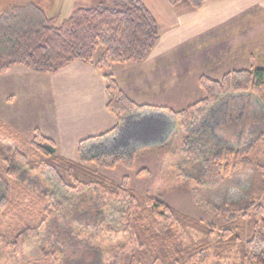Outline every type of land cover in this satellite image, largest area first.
Returning <instances> with one entry per match:
<instances>
[{"label": "trees", "instance_id": "16d2710c", "mask_svg": "<svg viewBox=\"0 0 264 264\" xmlns=\"http://www.w3.org/2000/svg\"><path fill=\"white\" fill-rule=\"evenodd\" d=\"M104 1L110 2L112 7L100 3L94 8H80L59 24L33 3L17 4L0 12V75L12 67L56 74L74 62L90 65L101 74L107 95L106 109L117 125L106 134L83 141L82 145L106 138L120 127L125 117L136 113L161 111L173 118L189 114L194 108L202 113L219 96L227 94L250 95L264 105V70L257 68L231 71L219 80L200 76L198 85L204 97L183 110L134 103L108 71L114 65L140 64L150 55L160 38L157 21L139 0ZM207 1L165 0L173 9L186 7L195 11ZM263 139L264 130L247 146L242 147L241 142L240 146L201 155L202 184L216 189L230 173L245 169L262 171L250 156ZM198 141L191 144L186 155H198L202 149L197 146ZM2 142L0 218L15 205L18 197L30 199V203L34 202L32 204L42 210L37 223L15 236L0 234L1 254L20 255V239L28 232L39 231L65 206L49 188V184L54 183L69 195L80 196L92 189L105 204H119L117 212L122 226L132 235L135 244L129 251V264H208L210 261L213 264H264V203L259 200L264 195V175L257 198L231 209L214 210L220 219L215 226L183 215L159 198L135 193L129 188L128 176L115 183L90 167L105 170L121 167L132 171L134 151H100L89 156L81 147L79 160L74 162L59 156L55 143L38 129L32 131L28 141L9 135ZM143 175H149L148 170H141L136 177ZM249 217L252 232L244 236V223ZM124 255V251L114 254L109 264H119ZM91 264L100 263L94 260Z\"/></svg>", "mask_w": 264, "mask_h": 264}, {"label": "rangeland", "instance_id": "374dc122", "mask_svg": "<svg viewBox=\"0 0 264 264\" xmlns=\"http://www.w3.org/2000/svg\"><path fill=\"white\" fill-rule=\"evenodd\" d=\"M26 3H33L42 8L46 16L55 20L57 24L80 8H94L100 3L112 7L110 2L104 0H0V12L14 5ZM160 31L162 32L161 29ZM24 71L26 72L19 73L20 75L13 73L0 76V146H4L2 139L9 135L23 141L31 138L32 131L26 128L18 131L16 127L20 126L13 117L16 109L21 106L27 108V105L31 107L41 105L40 99L44 95V89L35 81L29 80L33 75L42 74ZM219 78L216 75L213 80ZM172 79L183 80L182 77L176 76ZM198 79L199 77L188 83H173L165 91L164 84L157 83L158 88L149 94L148 99L141 102L148 106L183 110L204 97ZM228 95L219 96L214 103ZM259 103L264 110V105L260 101ZM240 104L241 101L231 99V121L226 120L219 127H202L201 124L202 117L207 115L214 104L204 109L202 113L198 112V108H194L189 114L172 117L176 127L171 129L175 131L165 144L160 147L136 145L135 165L132 171H126L121 167L113 170L90 167L115 183L128 176L129 188L135 193L159 198L183 215L218 226L220 219L216 217L214 210L231 209L234 205L247 202L253 197L257 198L264 175L263 139L255 145L250 156L262 171L245 169L233 175L230 173L222 179L221 186L216 189L202 184L201 155L212 150L240 146L241 142L242 147L247 146L264 130V118L258 116L260 114L247 105L243 110H239ZM256 112L257 117L253 118ZM238 114H241L239 119L236 118ZM262 114L264 115V111ZM238 132H241L240 136ZM197 139H199L197 146L202 148L201 151L199 150L196 156L186 155L191 144ZM131 149L130 147L129 150ZM97 153L87 154L91 156ZM144 169L148 170L149 175L136 177V174ZM49 188L65 206L59 212H55L53 218L39 231L28 232L20 239V255L13 256L6 252L1 254L0 249V264H91L94 260H98L100 264H109L113 255L121 251H124L125 255L119 264H129V251L135 244L132 235L122 226L117 212L120 206L117 202L105 204L99 193L92 189L86 190L83 195L73 196L66 194L54 183L49 184ZM259 200L264 203V195ZM14 203L13 207L7 209L4 217L0 218V234L15 236L26 227L37 223L41 217L42 207L33 205L34 202L30 203V199L23 200L18 197ZM251 232L252 223L249 217L244 223V236H250ZM208 264L213 262L210 261Z\"/></svg>", "mask_w": 264, "mask_h": 264}, {"label": "crops", "instance_id": "0c3cea01", "mask_svg": "<svg viewBox=\"0 0 264 264\" xmlns=\"http://www.w3.org/2000/svg\"><path fill=\"white\" fill-rule=\"evenodd\" d=\"M139 1L155 17L160 38L140 64L114 65L109 69L122 92L134 103L148 105L141 101L158 88L157 83H163L165 91L173 83H188L202 75L213 79L216 75L221 78L228 72L251 67L264 70V0H208L196 11L173 9L165 0ZM24 70L12 67L4 75L24 73ZM175 76L183 80H173ZM29 80L41 85L44 95L41 105L16 109L13 118L20 126L16 128L18 131L38 129L55 143L59 156L76 162L81 147L85 153H95L134 151L139 144L145 145L135 137L126 140L118 137L119 141L114 142L115 132L82 145L83 141L106 134L117 125L106 109L105 82L90 65L74 62L56 74L33 75ZM231 99L241 101L239 110L247 105L264 118L263 107L256 98L228 95L214 103L202 117V127H219L226 120L231 121ZM149 113L145 114L149 116ZM145 114L129 115L121 125L136 127ZM152 114L158 124L164 123L171 130L158 145L147 144L160 147L174 133L171 127L176 126L169 114L161 111ZM240 117L238 114L236 118Z\"/></svg>", "mask_w": 264, "mask_h": 264}, {"label": "water", "instance_id": "95a60500", "mask_svg": "<svg viewBox=\"0 0 264 264\" xmlns=\"http://www.w3.org/2000/svg\"><path fill=\"white\" fill-rule=\"evenodd\" d=\"M137 113V114H145ZM154 112L149 113L148 115H141V121L136 127H127V125H121L117 128L114 133L113 141H119L120 139L126 140V138L135 137L139 141L145 144L155 142L156 145L161 143L165 137L170 134V127H166L164 123L158 124L154 119ZM125 118L123 119L124 122ZM161 127H160V126ZM119 137V140H117ZM124 142V141H123Z\"/></svg>", "mask_w": 264, "mask_h": 264}]
</instances>
